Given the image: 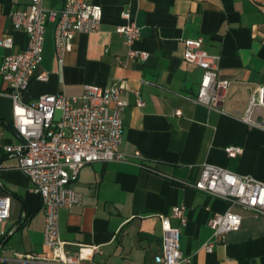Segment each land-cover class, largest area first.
I'll return each mask as SVG.
<instances>
[{"label":"crops","instance_id":"1","mask_svg":"<svg viewBox=\"0 0 264 264\" xmlns=\"http://www.w3.org/2000/svg\"><path fill=\"white\" fill-rule=\"evenodd\" d=\"M31 0H0V40L13 38L12 48L0 46L4 57L21 50L23 30L14 28L10 12L27 9ZM102 8L100 28L76 33L72 48L59 64L53 53V23L45 27L42 61L22 92L24 103L44 94L78 97L85 84L104 89L123 85L128 102L122 112L125 160L85 164L71 187L82 200L58 213L60 238L68 248L98 246L95 264H158L162 249L159 214L171 215L182 205L180 249L192 264H264V216L235 205L241 225L204 248L211 238L214 213L224 212V199L196 189L203 164H211L264 182V128L242 120L252 95L264 86V0H92ZM63 0H43L60 8ZM122 11L129 18L121 16ZM129 22L140 28L134 49L149 54L144 61L127 58L124 36L116 28ZM201 37L202 49L217 58L218 78L229 81L218 108L192 100L203 69L183 59L184 41ZM132 90L139 91L136 106ZM9 87L0 79V195L10 196L9 217L0 222L8 232L0 245V264H34L19 254L50 256L43 244L44 212L40 196L18 168L6 144H18L12 127ZM180 110L181 114H175ZM255 117L264 120V108ZM229 146L241 148L229 156ZM138 152V155H135ZM172 226L179 220L169 218Z\"/></svg>","mask_w":264,"mask_h":264},{"label":"built area","instance_id":"2","mask_svg":"<svg viewBox=\"0 0 264 264\" xmlns=\"http://www.w3.org/2000/svg\"><path fill=\"white\" fill-rule=\"evenodd\" d=\"M121 16L129 18L127 11ZM14 28L26 34L21 50L7 54L0 65V79L9 87L8 96L12 103V127L20 137L18 144H6L7 154L16 155L18 168L28 177L34 191L40 196L44 212L43 244L50 249V256L35 252L19 254L24 262L34 264H95L94 254L98 246L79 244L67 247L60 238L58 213L79 204L82 196L71 187L80 169L88 163L125 160L119 150L122 141V112L128 102L122 97L123 85L113 83L101 89L94 84H85L78 97L63 93L44 94L38 99L24 103L22 92L32 78L45 81L47 72L34 74L42 61L45 27L53 25V53L61 64L67 51L72 48L71 38L76 33H91L100 28L102 8L92 0H63L60 8H45L43 0H31L27 9L10 12ZM124 36L127 58L142 61L147 52L134 49L133 44L140 36V28L133 22L116 28ZM201 37L184 41L183 59L203 69L197 92L192 100L208 108H218L226 96L228 80L218 78L217 58L202 49ZM11 36L0 40V46L12 48ZM136 106L144 103L138 90H132ZM257 108H264V86L252 95L242 116L249 126L264 128V120L255 117ZM56 110H61L59 120L54 119ZM180 115L181 111L176 110ZM229 156L241 152V148L229 146ZM135 152V155H138ZM193 186L208 194L227 201L224 212L214 213L208 221L212 229L211 238L204 248L211 252L216 242H223L230 231L237 230L242 221L239 213L231 210L238 205L264 216V182L248 176L230 172L225 168L203 164L200 178ZM10 196L0 195V222L9 217ZM179 220L172 226L169 218ZM162 226V249L156 258L158 264H192V258L180 249V226L186 221L184 207L173 206L171 215L159 214ZM8 234L0 230V245Z\"/></svg>","mask_w":264,"mask_h":264},{"label":"water","instance_id":"3","mask_svg":"<svg viewBox=\"0 0 264 264\" xmlns=\"http://www.w3.org/2000/svg\"><path fill=\"white\" fill-rule=\"evenodd\" d=\"M60 115H61V110H56V111H55V114H54V119H55V120H59Z\"/></svg>","mask_w":264,"mask_h":264}]
</instances>
